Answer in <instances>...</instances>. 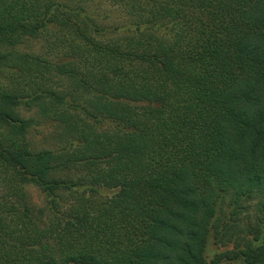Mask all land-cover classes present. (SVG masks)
I'll list each match as a JSON object with an SVG mask.
<instances>
[{
  "label": "trees",
  "instance_id": "obj_1",
  "mask_svg": "<svg viewBox=\"0 0 264 264\" xmlns=\"http://www.w3.org/2000/svg\"><path fill=\"white\" fill-rule=\"evenodd\" d=\"M0 264H264V0H0Z\"/></svg>",
  "mask_w": 264,
  "mask_h": 264
},
{
  "label": "rangeland",
  "instance_id": "obj_2",
  "mask_svg": "<svg viewBox=\"0 0 264 264\" xmlns=\"http://www.w3.org/2000/svg\"><path fill=\"white\" fill-rule=\"evenodd\" d=\"M115 14L118 16L117 12H115ZM26 46H29L28 50L38 51L40 48V40L30 41ZM51 131L52 127L50 126L36 125L32 133L34 141L41 146L55 145ZM26 189L29 193L34 209L37 211L40 209L43 210L45 208L46 200L45 195L40 188L34 184H30L26 186ZM108 192L109 191L105 190V193L103 192V194ZM112 193L113 192L108 195H111ZM240 203L241 206L244 205L246 208H240L239 212L235 213L238 204L235 203L230 196L220 201L214 233L217 228L220 232L218 238L212 233L208 241L206 256L209 261H211L217 253L227 249H234L243 245L246 239H252L253 236L249 234L248 227L251 226V223H254L258 216L259 198L243 199Z\"/></svg>",
  "mask_w": 264,
  "mask_h": 264
}]
</instances>
